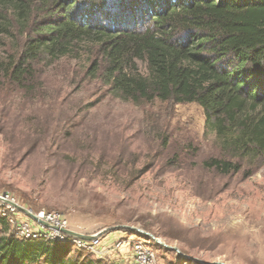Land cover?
Instances as JSON below:
<instances>
[{
    "label": "rangeland",
    "instance_id": "rangeland-1",
    "mask_svg": "<svg viewBox=\"0 0 264 264\" xmlns=\"http://www.w3.org/2000/svg\"><path fill=\"white\" fill-rule=\"evenodd\" d=\"M26 1L31 20L0 33L5 68L42 18L44 0ZM76 49L36 64L29 88L0 73V196L33 213L61 212L80 234L140 240L128 230L135 228L205 263L264 264V163L250 177L248 162L228 175L208 167L227 152L203 108L117 99L101 73L91 74L92 46ZM155 249L162 264L183 263L177 252Z\"/></svg>",
    "mask_w": 264,
    "mask_h": 264
},
{
    "label": "trees",
    "instance_id": "trees-1",
    "mask_svg": "<svg viewBox=\"0 0 264 264\" xmlns=\"http://www.w3.org/2000/svg\"><path fill=\"white\" fill-rule=\"evenodd\" d=\"M33 12L26 0L0 1V33ZM38 13L20 58L0 65L16 86L32 87L36 64L87 42L97 55L91 74L113 97L203 108L227 152L208 167L228 175L248 162L250 177L264 163V0H44ZM81 253L93 258L72 256ZM0 264L117 263L68 243L19 240L0 216Z\"/></svg>",
    "mask_w": 264,
    "mask_h": 264
},
{
    "label": "built area",
    "instance_id": "built-area-1",
    "mask_svg": "<svg viewBox=\"0 0 264 264\" xmlns=\"http://www.w3.org/2000/svg\"><path fill=\"white\" fill-rule=\"evenodd\" d=\"M12 203L19 205L8 195L0 196V216L6 220L19 240L68 243L73 248L84 250L98 259L115 261L117 264H162L153 242L143 236L140 240H125L123 237L107 238L104 235L90 242L83 241L63 232L71 230L69 219L63 213L58 211L34 213L38 221L32 219L31 222L24 219L26 215ZM40 221L47 224L49 228ZM181 260H183L182 264H202L184 258Z\"/></svg>",
    "mask_w": 264,
    "mask_h": 264
},
{
    "label": "water",
    "instance_id": "water-1",
    "mask_svg": "<svg viewBox=\"0 0 264 264\" xmlns=\"http://www.w3.org/2000/svg\"><path fill=\"white\" fill-rule=\"evenodd\" d=\"M12 205H14L21 213L25 214L29 218H31V219H33L35 221H38L37 216L32 211H30L28 209H25L24 207H22L20 205H17V204H14V203H12ZM40 223L45 225L47 228H49V226L47 224H45L44 222L40 221ZM128 230L129 231H136V232L142 234L143 236H145V237H147L149 239L155 240L158 244L164 246L168 250L177 252L184 259L192 260L194 262H198V263H202V264H222V263H205V262H203L201 260H197V259L189 257V256H187L185 254H181V252L178 249H176V248H174L172 246H169L166 243H163L161 240L157 239L156 237H154L153 235H151L150 233H147L145 231H142V230H139V229H135V228H128ZM63 232L66 235H68V236H70L72 238H76V239H80V240L88 241V242H90L92 240H95L97 237H100V236L103 235V234H97V235H94V236H89V235H84V234L77 233V232H75L73 230H64Z\"/></svg>",
    "mask_w": 264,
    "mask_h": 264
}]
</instances>
